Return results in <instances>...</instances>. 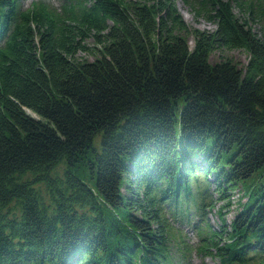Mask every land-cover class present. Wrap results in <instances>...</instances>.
Instances as JSON below:
<instances>
[{
	"label": "trees",
	"instance_id": "trees-1",
	"mask_svg": "<svg viewBox=\"0 0 264 264\" xmlns=\"http://www.w3.org/2000/svg\"><path fill=\"white\" fill-rule=\"evenodd\" d=\"M186 1L0 0V264H264V0Z\"/></svg>",
	"mask_w": 264,
	"mask_h": 264
},
{
	"label": "rangeland",
	"instance_id": "rangeland-1",
	"mask_svg": "<svg viewBox=\"0 0 264 264\" xmlns=\"http://www.w3.org/2000/svg\"><path fill=\"white\" fill-rule=\"evenodd\" d=\"M174 8L177 12V14L182 19L183 23L186 24L188 27L196 28L198 30L202 31H212L213 26L206 21L204 18L196 17V10L197 5L193 4V6H190L188 4H192L187 2L186 0H172ZM190 1V0H188ZM225 1V0H224ZM228 1V0H227ZM232 1V0H231ZM252 1V3L255 0H249ZM30 0H19V5L21 9H25L28 7ZM45 6H49L52 9L56 10L57 12L60 11L61 6L63 5V0H44ZM232 7V12L234 16L239 20L246 24V27L249 26L250 30L254 32L258 37L261 35V24L256 21L257 15L256 12L253 10L251 15H249L247 11V6L245 7L241 6V8H238L234 3H230ZM86 45L88 47L92 46V42L90 39H88L86 42ZM187 45L189 48L192 47V39L189 37L187 39ZM77 58L84 59L87 61L92 60V57L86 54L78 53ZM223 59H229L231 60L238 68H242L246 64V53L240 50H216L212 52L208 57V62L210 64L216 63ZM60 169V168H59ZM261 184H264V170L260 173L254 174L251 178L245 180L241 185L239 186L238 191H233L232 196L230 199V207L228 209L223 208L222 214L223 219L225 220V224L228 225L231 218L235 215L237 212L239 205L243 204L246 200V197L244 195H241V192H248L251 185H254L256 188H258ZM211 198L213 200V206L207 211L206 218L208 221L209 226L213 230H217V227L219 225V220L216 214V211L219 209V206H222V202L215 201L216 196L212 193ZM182 229V233L185 235V242L191 247V254L187 258L185 257L183 260L184 264H215V260L204 257L201 254H198L196 252V247H198L199 239L194 235V233L189 230L186 227H180Z\"/></svg>",
	"mask_w": 264,
	"mask_h": 264
}]
</instances>
